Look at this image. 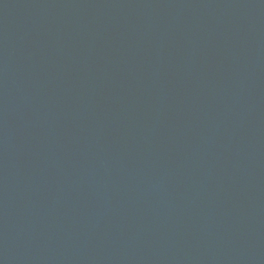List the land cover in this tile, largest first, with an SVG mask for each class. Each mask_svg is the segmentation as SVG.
<instances>
[{
  "label": "water",
  "instance_id": "water-1",
  "mask_svg": "<svg viewBox=\"0 0 264 264\" xmlns=\"http://www.w3.org/2000/svg\"><path fill=\"white\" fill-rule=\"evenodd\" d=\"M0 264H264V0H0Z\"/></svg>",
  "mask_w": 264,
  "mask_h": 264
}]
</instances>
